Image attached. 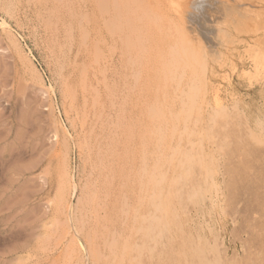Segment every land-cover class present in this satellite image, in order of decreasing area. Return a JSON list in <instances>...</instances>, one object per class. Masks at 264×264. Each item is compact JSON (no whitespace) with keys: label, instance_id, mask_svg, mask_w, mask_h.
I'll return each mask as SVG.
<instances>
[{"label":"rangeland","instance_id":"1","mask_svg":"<svg viewBox=\"0 0 264 264\" xmlns=\"http://www.w3.org/2000/svg\"><path fill=\"white\" fill-rule=\"evenodd\" d=\"M161 262L264 264V0H0V264Z\"/></svg>","mask_w":264,"mask_h":264},{"label":"bare ground","instance_id":"2","mask_svg":"<svg viewBox=\"0 0 264 264\" xmlns=\"http://www.w3.org/2000/svg\"><path fill=\"white\" fill-rule=\"evenodd\" d=\"M83 31H84V30H83ZM80 44H81V43H80ZM26 112H27V111H26ZM25 116H26V115H25ZM32 121H33V120H32ZM28 123H29V122H28ZM34 127H36V126H34ZM5 133H6V132H5ZM24 133H25V132H24ZM21 137H22V136H21ZM42 144H43V143H42ZM117 146H118V145H117ZM40 147H41V146H40ZM12 148H13V147H12ZM29 148H30V147H29ZM114 159H115V158H114ZM105 161H106V160H105ZM106 172H107V171H106ZM146 178H147V177H146ZM142 179H145V177L142 178ZM145 181H146V179H145ZM138 183H139V182H138ZM143 184L145 185L144 181H143ZM137 185H138V184H137ZM144 185H143V186H144ZM137 189H138V188H137ZM142 189H143V188H141V186H140V187H139V192L142 191ZM74 190H75V189H74ZM143 190H144V189H143ZM154 191H155V190H154ZM156 191H157V190H156ZM19 192H20V191H19ZM19 192H18V193H19ZM142 192H143V191H142ZM142 192H140V193H142ZM157 192H158V191H157ZM22 193H23V192H22ZM143 194H144V193H143ZM143 194H142V196L145 195V194H144V195H143ZM18 195H19V194H18ZM20 195H21V194H20ZM20 195H19V196H20ZM155 198H158V200H159V197H155ZM143 199H144V197H143ZM158 200H155V201L158 202ZM139 201H140V200H139ZM141 202H142V201H141ZM11 203H12V202H11ZM4 204H5V203H4ZM139 204H140V203H139ZM8 205H9V204H8ZM139 210H140V208H139ZM143 211H144V210H143ZM157 212H158V211H157ZM136 218H137V217H136ZM136 218H135V219H136ZM131 220H132V219H131ZM138 221H139V220H138ZM130 222H132V221H130ZM127 231H129V230H127ZM125 232H126V231H125ZM158 233H159V232H158ZM140 235H141V234H140ZM159 235H160V234H159ZM118 237H119V236H118ZM120 239H121V238H120ZM148 239H149V238H148ZM169 240H170V239H169ZM123 241H124V240H123ZM132 241H133V240H132ZM108 243H109V242H108ZM113 243H114V242H112V244H113ZM121 246H122V245H121ZM125 246H126V245H125ZM157 246H158V245H157ZM137 247H138V246H137ZM108 248H109V247H108ZM125 248H126V247H125ZM111 249H112V248H111ZM108 253H109V252H108ZM119 253H120V252H119ZM133 253H134V252H133ZM121 254H122V253H121ZM157 254H158V253H157ZM111 255H112V254H111ZM140 256H141V255H140ZM143 256H144V255H143ZM125 257H126V256H125ZM218 257H219V255H218ZM255 258H256V257H255ZM217 259H218V258H217ZM160 260H161V259H160ZM174 261H175V260H174ZM188 261H189V260H188ZM197 261H198V260H197ZM219 261H220V260H218V262H219ZM214 263H215V262H214ZM157 264H159V263H157ZM161 264H162V262H161Z\"/></svg>","mask_w":264,"mask_h":264}]
</instances>
